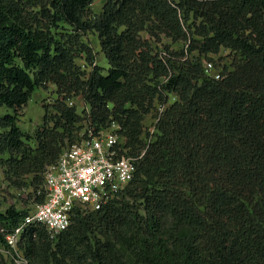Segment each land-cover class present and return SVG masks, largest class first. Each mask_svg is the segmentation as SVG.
<instances>
[{
	"label": "trees",
	"instance_id": "trees-1",
	"mask_svg": "<svg viewBox=\"0 0 264 264\" xmlns=\"http://www.w3.org/2000/svg\"><path fill=\"white\" fill-rule=\"evenodd\" d=\"M95 1L0 0V109L13 112L0 116L5 180L42 204L48 168L87 123L101 131L117 122L132 155L149 147L101 210H76L55 240L31 226L20 252L29 264H264V0H102L92 14ZM223 49L233 58L215 80L204 59ZM49 85L59 98L26 134L22 111ZM80 96L87 120L68 105ZM158 103L152 135L145 120L158 118ZM29 213L0 210L1 245V229ZM0 264H11L1 251Z\"/></svg>",
	"mask_w": 264,
	"mask_h": 264
},
{
	"label": "built area",
	"instance_id": "built-area-1",
	"mask_svg": "<svg viewBox=\"0 0 264 264\" xmlns=\"http://www.w3.org/2000/svg\"><path fill=\"white\" fill-rule=\"evenodd\" d=\"M206 72L215 80L222 72L213 63H204ZM74 106L73 101L69 102ZM158 118L149 130L152 135L164 109L158 105ZM147 147L140 154L132 155L121 135L117 122L101 131L90 124L81 139L64 149L57 163L45 174L46 200L36 205L21 223L11 231L2 230L7 251L3 254L11 264H29V259L20 252L22 238L31 226H43L51 240L66 231L76 210H101L133 181L138 163L144 158Z\"/></svg>",
	"mask_w": 264,
	"mask_h": 264
},
{
	"label": "rangeland",
	"instance_id": "rangeland-1",
	"mask_svg": "<svg viewBox=\"0 0 264 264\" xmlns=\"http://www.w3.org/2000/svg\"><path fill=\"white\" fill-rule=\"evenodd\" d=\"M102 7H103V1L96 0L93 6L90 8V12L92 14H99L102 12ZM143 37L147 38L148 35L143 34ZM84 39L93 50L94 64L98 65L99 67H102L104 69V74H105L107 69L109 68V65L104 54L101 52L97 35L90 33L87 36H85ZM163 43L165 46H170L171 50L173 51H180L183 48V43L173 44L169 39H164ZM229 55H230L229 51L223 49L220 55L218 56L212 55L209 57V59H204V61L212 62L213 64L216 65L215 66L216 69L218 71H221V69H223L225 65H229L231 63L233 57H230ZM77 64L83 67L82 70L85 69L87 73L90 71L89 66H86V68L84 67L86 64L84 57L78 59ZM58 98L59 97L57 94V89L52 85H49L46 89L42 88L36 90L32 96V99L29 101L28 105L23 109L21 117L19 119V127L22 129V131L26 134L31 135L34 133L36 128L41 127L43 123V117L45 114L44 109L47 107L49 108L53 107L56 101L58 100ZM176 100H177L176 96L174 95L169 96V104L174 103ZM71 101H73L74 106L77 109V113L82 117V119L87 120L88 108L83 98L80 96ZM6 114L12 115L13 112L8 108L0 109V116H4ZM152 120H155L153 116L151 115L147 116L145 120V125H146L145 127L151 125ZM30 145H32V143H30ZM2 158L6 159L7 157H2ZM43 187H45V183ZM0 202L2 203V208H1L2 210H4V208L13 206L21 211L25 210L31 212L37 205L36 196L32 194V190L26 189L24 191H17L8 185V183L5 180L4 170L1 167V165H0ZM2 230L3 229H1V232ZM0 251L2 253L7 251L6 244L4 245L0 244Z\"/></svg>",
	"mask_w": 264,
	"mask_h": 264
}]
</instances>
